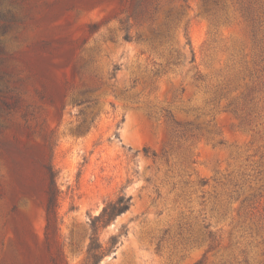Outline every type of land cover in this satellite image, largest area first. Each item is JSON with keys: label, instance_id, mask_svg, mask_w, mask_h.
<instances>
[{"label": "rangeland", "instance_id": "374dc122", "mask_svg": "<svg viewBox=\"0 0 264 264\" xmlns=\"http://www.w3.org/2000/svg\"><path fill=\"white\" fill-rule=\"evenodd\" d=\"M0 47V264H86L123 187L99 264H264V0H0Z\"/></svg>", "mask_w": 264, "mask_h": 264}, {"label": "trees", "instance_id": "16d2710c", "mask_svg": "<svg viewBox=\"0 0 264 264\" xmlns=\"http://www.w3.org/2000/svg\"><path fill=\"white\" fill-rule=\"evenodd\" d=\"M0 47V53H2ZM49 170V187L47 189V213L49 217L52 214L56 215L58 207V199L60 191L57 187V173L51 164L48 165ZM125 187L122 188L120 193L115 199L109 200L105 203L102 210L91 217V238L88 247V258L86 264H99L102 259L109 253H112L116 248L120 240V235H112L108 246H104L100 241L99 232L102 228L108 227L113 223L118 216L128 211L132 206V196L125 192Z\"/></svg>", "mask_w": 264, "mask_h": 264}]
</instances>
